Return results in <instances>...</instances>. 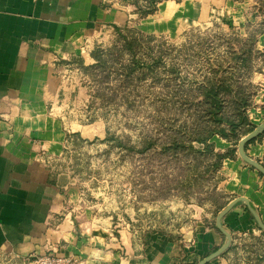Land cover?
<instances>
[{"label": "crops", "instance_id": "crops-1", "mask_svg": "<svg viewBox=\"0 0 264 264\" xmlns=\"http://www.w3.org/2000/svg\"><path fill=\"white\" fill-rule=\"evenodd\" d=\"M206 2L213 3L159 2L154 13L142 17L148 34H173L195 24ZM161 3L190 6L175 14V22L183 24L172 32L151 25ZM224 4H229L222 8L227 20H234L230 23L240 34H245L247 20L260 19L255 0ZM134 16L125 5L107 0H0V264H36V257L53 252L72 260L70 264H198L224 243L214 206L194 200L177 203L189 215L184 224L163 226L159 221L158 228L139 230L129 223L115 228L112 220L101 221L91 213V205L68 186L57 167L76 126L68 118L66 66L74 56L85 61L114 26L129 25ZM256 47L264 49V32ZM259 65L261 71L251 76L257 92L247 110L255 126L264 120V60ZM210 141L219 151L232 147L217 135ZM245 152L263 161L264 134L247 143ZM218 176L217 189L227 195V203L247 198L264 222V178L239 157L237 148L223 159ZM221 222L231 235L230 245L205 264H264V232L244 202H236Z\"/></svg>", "mask_w": 264, "mask_h": 264}, {"label": "trees", "instance_id": "trees-1", "mask_svg": "<svg viewBox=\"0 0 264 264\" xmlns=\"http://www.w3.org/2000/svg\"><path fill=\"white\" fill-rule=\"evenodd\" d=\"M161 1L107 0L125 5L138 17L154 13ZM255 1L260 19L247 20L245 34L218 31L171 47L129 25L114 26L112 43L95 45L89 52L92 62L71 58L98 83L95 97L102 105L133 108L136 82L153 84L146 90L151 92L148 113L154 124L141 127L135 138L130 133L115 137L121 159L140 160L147 175L138 182L147 188L148 200L194 199L210 203L214 213L227 203V195L217 189L218 169L255 126L247 110L257 92L251 76L261 71L259 63L264 60V49L256 47L258 34L264 32V0ZM214 135L231 141L232 147L216 150L210 141ZM260 163L264 166V160ZM156 168L158 175L153 173Z\"/></svg>", "mask_w": 264, "mask_h": 264}, {"label": "rangeland", "instance_id": "rangeland-1", "mask_svg": "<svg viewBox=\"0 0 264 264\" xmlns=\"http://www.w3.org/2000/svg\"><path fill=\"white\" fill-rule=\"evenodd\" d=\"M211 1L213 3L210 5L206 2L204 15L198 22L179 29L173 34L162 33L156 36L155 42L165 41L171 47H179L185 42H196L198 37L208 33L238 31L235 24H231L234 20L228 21L226 18L228 16L224 10L229 9V4H224V0ZM229 1L232 2V0ZM234 1L240 2V0ZM188 8L190 6L187 4L178 8L161 3L151 25L158 30L172 32L178 25L183 24L175 22L173 17L176 13ZM129 26L150 33L144 18L138 19L134 16ZM106 35L107 39H103L96 45L109 46L116 36L114 27L112 32ZM92 61L88 55L84 62L89 64ZM69 66V68L66 66L69 71L65 78L68 83L66 86L69 87L71 94L68 95L71 103L68 118L72 119L76 126H72L71 141L57 163L68 186L77 190L82 199L91 205L89 210L93 215L100 217L101 221L112 220L115 228L125 223L140 230L148 227L158 228L159 221L163 226H177L179 223L188 222V213L177 204L179 201L186 200L180 197L148 200L147 188L141 187V183L138 182L139 177L147 175L141 168L140 160L136 157L132 160L121 159L120 148L115 144V137L130 133L135 138L141 127H151L154 124L148 113L152 111L151 92L146 90L153 84L146 80L136 82L133 90L136 94L135 97L133 96V108L125 109L124 104L102 105L95 97L98 83L88 74L83 73L76 63L72 62ZM75 131L77 135L73 136ZM153 173L158 175V168L154 169ZM180 210L182 213L178 212Z\"/></svg>", "mask_w": 264, "mask_h": 264}, {"label": "water", "instance_id": "water-1", "mask_svg": "<svg viewBox=\"0 0 264 264\" xmlns=\"http://www.w3.org/2000/svg\"><path fill=\"white\" fill-rule=\"evenodd\" d=\"M264 132V120L256 125L250 132L243 135L237 142L236 148L239 157L249 166L253 167L257 172H259L264 177V166L257 160L249 157L245 152V145L248 141L255 138L259 134ZM238 201H242L245 203L248 211L251 213L252 217L254 218L258 227L264 232V222L260 219L256 210L250 205L249 201L245 197H236L229 201L226 205H224L216 214L215 217V226L216 228L221 231L225 236V241L222 245H220L217 249L203 257L198 264H205L208 261L218 257L222 254L230 245L231 242V235L228 231L224 229L222 226L221 218L222 216Z\"/></svg>", "mask_w": 264, "mask_h": 264}, {"label": "built area", "instance_id": "built-area-1", "mask_svg": "<svg viewBox=\"0 0 264 264\" xmlns=\"http://www.w3.org/2000/svg\"><path fill=\"white\" fill-rule=\"evenodd\" d=\"M86 48L83 47V50ZM36 264H70L72 260L67 257L60 256L58 253H47L40 255L34 259Z\"/></svg>", "mask_w": 264, "mask_h": 264}]
</instances>
